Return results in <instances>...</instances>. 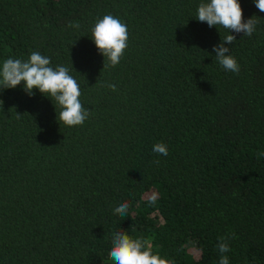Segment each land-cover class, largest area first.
Instances as JSON below:
<instances>
[{"label": "trees", "instance_id": "obj_1", "mask_svg": "<svg viewBox=\"0 0 264 264\" xmlns=\"http://www.w3.org/2000/svg\"><path fill=\"white\" fill-rule=\"evenodd\" d=\"M238 2L251 36L195 19L201 0H0V65L38 51L89 110L69 127L38 90H0V264H115L116 231L171 264H219L224 236L230 264H264V12ZM109 14L128 40L104 68L91 28ZM227 34L238 73L212 51Z\"/></svg>", "mask_w": 264, "mask_h": 264}, {"label": "clouds", "instance_id": "obj_2", "mask_svg": "<svg viewBox=\"0 0 264 264\" xmlns=\"http://www.w3.org/2000/svg\"><path fill=\"white\" fill-rule=\"evenodd\" d=\"M255 6L260 12H264V0H254ZM252 16L247 20L242 19V8L238 0H201L196 10V18L200 22H206L209 27L221 26L229 33H243V36H251L256 29L258 20ZM69 27L79 28V23H69ZM92 41L97 50L107 58L108 63L104 68L114 67L120 62L127 47V25L119 18L105 15L98 19L91 28ZM236 40L232 34L225 35L218 45H214L212 51L218 63L226 70L238 73L240 66L236 59L229 54V47ZM23 82V90L29 96L33 95V89L42 95L54 100L60 108L59 120L66 126L82 125L89 116V110L85 109L79 99L81 95L78 81L70 74L67 66L53 68L50 58L43 56L38 51H33L27 60L9 57L0 65V90L15 88ZM112 91L116 90L115 84L106 85ZM153 152L167 156L168 148L163 142L153 145ZM257 158L264 157V151L258 152ZM158 164L159 161L157 160ZM155 197H153V201ZM128 202L120 203L114 213L121 216L127 215ZM235 238V234L232 235ZM228 237L218 238L216 245L220 254L219 264H230L225 253L231 249ZM109 258L115 264H171L158 253H153L147 247L142 238H131L123 231H116L112 236V247Z\"/></svg>", "mask_w": 264, "mask_h": 264}]
</instances>
